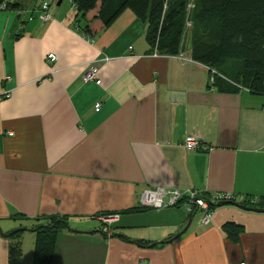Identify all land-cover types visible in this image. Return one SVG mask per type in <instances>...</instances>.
<instances>
[{
  "label": "crops",
  "instance_id": "1",
  "mask_svg": "<svg viewBox=\"0 0 264 264\" xmlns=\"http://www.w3.org/2000/svg\"><path fill=\"white\" fill-rule=\"evenodd\" d=\"M16 1L22 16L0 12V264L17 230L32 264L31 229L48 217L67 222L51 264H264V212L225 205L187 227L182 209L139 208L153 187L264 204V96L220 92L205 66L152 56L130 11L89 42L74 10L60 3L41 23L39 0ZM89 66L98 84L82 81ZM188 135L209 149L186 151ZM112 214L105 236L98 218Z\"/></svg>",
  "mask_w": 264,
  "mask_h": 264
},
{
  "label": "trees",
  "instance_id": "2",
  "mask_svg": "<svg viewBox=\"0 0 264 264\" xmlns=\"http://www.w3.org/2000/svg\"><path fill=\"white\" fill-rule=\"evenodd\" d=\"M71 4L76 29L92 41L124 11L145 24V41L159 55L184 54L189 31L188 56L215 71L212 87L220 92L245 90L264 96V0H71ZM8 8L17 11L18 17L23 14L18 1ZM240 205L264 210V204L253 200ZM65 228L66 219L60 217L45 218L32 227V264H51L57 233ZM22 231L7 235V264H22ZM222 232L237 243L241 227L228 222Z\"/></svg>",
  "mask_w": 264,
  "mask_h": 264
},
{
  "label": "built area",
  "instance_id": "3",
  "mask_svg": "<svg viewBox=\"0 0 264 264\" xmlns=\"http://www.w3.org/2000/svg\"><path fill=\"white\" fill-rule=\"evenodd\" d=\"M15 0H3L0 4V11H8L9 6L13 4ZM191 4L188 5V8H191ZM71 8L73 9V5L71 4ZM36 10L38 11L37 20L41 23H45L51 19V15L49 14V6L47 3H41ZM85 40L92 42V40L82 37ZM152 56H156L158 53L156 50H153ZM177 57L182 63L192 62L190 57H186L184 54H179ZM46 61L50 64H54L56 62V57L53 54H49L46 56ZM107 61V59H104ZM208 69V68H207ZM56 72V71H55ZM97 72L98 68L96 66H89L88 69L82 75V81L84 83H95L98 84L97 80ZM208 76V84L211 86L214 81V76L216 75L215 71L209 70ZM54 73V71H53ZM5 98L9 97V93L6 92L4 95ZM100 108V104H96L94 106V111H98ZM11 135V133L9 134ZM182 146L186 151H195V150H208L207 146H200L198 140H196L193 136L188 135L184 138ZM233 198L229 194H219V193H211L205 195V193H200L194 190H185L183 192L170 189V188H162V187H153L146 188L140 195L139 198V208L140 209H165V208H179L182 209L187 219L196 218V222L199 225L207 226L212 218L213 211L215 209V205L224 202L229 203L232 202ZM118 215H106L100 216L98 218L101 228L100 231L105 236H110L113 234V224L117 221ZM142 264V263H140Z\"/></svg>",
  "mask_w": 264,
  "mask_h": 264
},
{
  "label": "rangeland",
  "instance_id": "4",
  "mask_svg": "<svg viewBox=\"0 0 264 264\" xmlns=\"http://www.w3.org/2000/svg\"><path fill=\"white\" fill-rule=\"evenodd\" d=\"M57 1L58 0H39V2L38 3H47V5L49 6V9L50 10H52V8H55V5H56V3H57ZM59 8H61V9H64V8H66V9H70L71 11H73V9L71 8V0H62V2H61V5H60V7ZM6 14H9V12L8 13H5V15ZM11 15V14H10ZM12 17V16H11ZM80 24H82V22H80ZM188 34H189V31H187L186 33H185V35H186V38H184V46H186V43H187V39H188ZM195 221V220H194ZM32 250H33V247H32ZM30 252V251H29Z\"/></svg>",
  "mask_w": 264,
  "mask_h": 264
},
{
  "label": "water",
  "instance_id": "5",
  "mask_svg": "<svg viewBox=\"0 0 264 264\" xmlns=\"http://www.w3.org/2000/svg\"><path fill=\"white\" fill-rule=\"evenodd\" d=\"M61 2H62V0H58L56 5L59 6ZM225 205H232V206L240 208L242 210L252 211V212H256V213H263L264 212L263 209L246 208V207L239 205L238 203H234V202H229V203L220 202V203L215 205V208L223 207ZM191 223H192V218H189L188 223H187V227L190 226Z\"/></svg>",
  "mask_w": 264,
  "mask_h": 264
}]
</instances>
